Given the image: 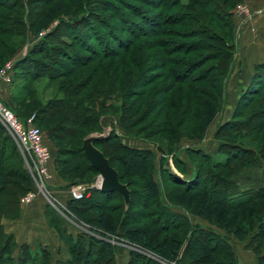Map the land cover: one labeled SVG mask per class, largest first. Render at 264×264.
Returning <instances> with one entry per match:
<instances>
[{
	"label": "trees",
	"instance_id": "1",
	"mask_svg": "<svg viewBox=\"0 0 264 264\" xmlns=\"http://www.w3.org/2000/svg\"><path fill=\"white\" fill-rule=\"evenodd\" d=\"M137 1L139 5L128 0H0V60L14 54L27 33L57 18L13 60L12 91L7 100L0 99L24 118L34 108L27 100L35 94L30 82L56 80L54 96L36 109L53 144L54 150L48 149L56 173L65 185L97 173L81 141L101 132L102 119L108 117L105 135L92 143L128 189L126 204L114 189L70 195L64 206L86 225L79 226L74 238L48 206L47 220L67 244V258L52 263L40 244L20 243L13 256V235L0 222V264H115V248L125 247L105 238L106 232L176 264H235L228 239H246L244 246L264 264V186L234 190L232 179L243 166L264 160V60L252 65L229 117L216 125L214 152L187 146L182 159L176 150L181 136L198 138L223 105L235 52L232 8L240 0ZM117 21L127 34L113 30ZM156 35L171 37L135 42ZM85 66L90 68L76 76L75 70ZM2 129L0 125V218H14L31 176ZM123 138L161 146L157 166L153 149L131 146ZM169 153L178 172L184 174L185 165L190 166L189 175L179 176L165 165ZM114 199L118 202L110 204ZM141 219L144 225H133ZM126 249V264H162L135 247Z\"/></svg>",
	"mask_w": 264,
	"mask_h": 264
},
{
	"label": "crops",
	"instance_id": "2",
	"mask_svg": "<svg viewBox=\"0 0 264 264\" xmlns=\"http://www.w3.org/2000/svg\"><path fill=\"white\" fill-rule=\"evenodd\" d=\"M244 2L248 9L247 18L241 13H233L232 11L235 52L231 70L226 77L225 90L228 94L229 88H233L231 90V92L234 91L233 94L237 90L240 91L247 82L252 65L264 60V0H244ZM11 91L12 85L0 82L1 99L7 100ZM238 93L232 100L224 101L222 108H228V112L216 121L217 124L229 117ZM200 141L193 146L200 147L206 152L210 151L202 147L204 139ZM46 165L49 172V177L45 183L46 195L36 189L34 180L31 178L29 190L34 191L32 199L29 202H20L18 199L17 216L14 218L1 217L0 222L3 229L13 235L15 241V247L11 252L13 256L17 253L20 243H26L30 247L40 244L49 251L50 263H52L56 258H67V244L48 222L46 217L48 206L55 210L54 214L59 217L65 233H68L71 238H74L79 225L73 219L59 212L61 208L63 209L65 200L70 196L71 186L65 185V181L56 173L51 157L47 160ZM172 170L179 176H186L189 175L191 168L186 165L184 174L176 169ZM232 179L235 184L234 190L264 186V160H258L251 166H243L232 176ZM199 221L204 224L203 220ZM246 241V239L238 240L233 237L228 239L235 256V264H259L256 255L244 246ZM124 260L126 259L124 258Z\"/></svg>",
	"mask_w": 264,
	"mask_h": 264
},
{
	"label": "rangeland",
	"instance_id": "3",
	"mask_svg": "<svg viewBox=\"0 0 264 264\" xmlns=\"http://www.w3.org/2000/svg\"><path fill=\"white\" fill-rule=\"evenodd\" d=\"M90 1V0H89ZM111 1H114V0H111ZM128 1H131L137 5H139V2L137 0H128ZM181 1H184V0H181ZM238 2H241L243 4H245L244 0H240ZM237 2V3H238ZM236 4V3H235ZM98 5H102L101 2H98ZM143 5V4H142ZM91 6V5H90ZM122 5H120L121 7ZM234 7V6H233ZM245 11H242L240 12L241 14H243V16L245 18H247L248 16V9H247V6L245 4ZM232 11L233 13H235L234 9L232 8ZM104 14H109L111 13L110 11H104L102 12ZM113 14V13H112ZM58 16H65V14H59ZM118 15H115L113 16L112 19H114V21H116V18H117ZM56 17L50 19L48 21V23L46 24V26L44 27H39L38 29H36V31H33V32H30V33H27V36L25 38V40L22 42L20 48L12 55H9L7 56L6 58L0 60V67L2 66L3 62L7 59H12V60H15V58H18L19 56L23 55L26 51H27V48L28 46L30 45V43L32 42L33 39L36 38V36H39L38 35V32L41 31V35L46 32L49 28H51L55 22H56ZM117 24H114V28L113 30L116 31V33H118L119 35H125V34H122L121 31L119 30L120 28L117 26V25H120V21L116 22ZM177 25H169V24H165L163 25V27H176ZM61 27H63L61 25ZM179 28V26H178ZM38 31V32H37ZM101 31L104 32V31H107V28H101ZM107 34L105 33V36H104V39H106L107 37ZM153 37H160V38H164V37H171V36H165V35H156V36H140L138 38H135V42L137 41H144L145 39L149 40V39H153ZM103 38V36H102ZM110 59V58H108ZM106 67V66H105ZM111 67V66H109ZM90 68V66H85V67H79L75 70V75H82L86 70H88ZM101 73H97V75L95 76L97 78V76H100ZM20 81V80H19ZM56 80H53L51 82H47L46 79L44 77H39L35 80H33L32 82V85H29L30 87H32L34 89V97L32 95L30 96H27V100H28V103H34V108L32 107L31 109L26 110L25 114H24V117L30 115L31 113H33V122L35 125H37L39 127V129L41 130V133H42V137H43V141L45 143V145L48 147V148H52V151L54 150L53 149V144L49 141V139L47 138L46 136V133H45V130L43 128V125L41 124V120H39V115H38V111L36 110L37 109V106L39 105V102L42 104L44 103L47 98L51 97V96H54V94L56 93ZM95 81V80H94ZM92 82V80H91ZM6 84H10L9 82L6 83ZM90 85H88L86 88H88ZM226 88V79H225V82H224V101L228 100H232V98L238 93L239 90L236 91L235 94L234 91L231 92V90L233 88H229V94L227 93V90H225ZM239 89V88H238ZM16 90V88H15ZM224 101H223V104H224ZM38 102V103H37ZM17 104H19V101H16ZM227 103V102H226ZM230 104V102H229ZM32 106V105H30ZM36 107V108H35ZM227 107V106H226ZM222 106L215 112L213 113V115L210 117V119L208 120V122L206 123L205 127H204V130L202 131V133L200 134V136L198 138H188V137H185V136H181L180 139L178 140L177 144H176V150H177V153L178 155L180 156V158H184V155L182 153V148L183 147H187V146H193L194 144H197L198 141L200 140H203L204 141L202 142V147H204L205 149L207 150H210L208 151L209 153L211 152V154L214 152L215 150V144H216V141L214 140L213 138V132H214V129L217 125L216 121L219 120L225 113L228 112V108H225L223 107L222 109ZM109 122H110V118H103L102 119V123H103V128L106 129V131L108 130L109 128ZM1 125V124H0ZM2 126V125H1ZM2 132L6 133L9 135V133L7 132V130L2 126ZM10 136V135H9ZM10 138L12 139V141L14 142V144L16 145V148H17V151L19 152V155L21 157V160H22V163L23 165L25 166V168L27 169V171L29 172L31 178L32 176L36 178V174H35V171L33 169V164L30 160V157L27 153H23L20 148L17 146L16 142L14 141L13 137L10 136ZM64 139H70V137H65ZM64 139H58V141L61 143L63 142ZM123 141H125L127 144L131 145V146H136V147H148L150 149H153L154 150V153H155V156H154V164L157 166V157L159 155V153L163 154V149L162 151H160L159 149H156L155 146L150 143V142H145V141H140L138 139H135V138H125V139H122ZM201 142V141H200ZM199 142V143H200ZM159 146V145H157ZM160 148H162L161 146H159ZM72 159H75V158H72ZM165 162L166 164L165 165H168L171 169H175L174 166H173V163H172V157H171V154H167L166 155V158H165ZM263 162V161H262ZM186 166V165H185ZM262 170V169H261ZM35 175H34V174ZM96 174L95 173L94 175L93 174H89L90 176V179H84V180H77V181H74L72 184H70L71 187H74L76 184L79 185V188L82 189V192L83 194L82 195H86L88 194L89 192V189L91 188H97L96 187ZM178 174V173H177ZM77 176V175H76ZM85 176V175H83ZM81 176V177H83ZM88 176V177H89ZM78 177V176H77ZM164 177V176H163ZM162 177V178H163ZM29 190V189H28ZM70 192V191H69ZM23 194V193H22ZM71 195V194H70ZM80 198V197H79ZM118 200H111L109 203L110 204H115L117 203ZM124 202V201H123ZM59 212H61V214H64L66 215L67 217H69L70 219H73L74 221H78L75 219L74 215L72 213H70V210L66 209V207L64 206L63 209L61 208V210H59ZM60 214V215H61ZM94 212H91V215L90 216H93ZM95 215V214H94ZM136 216H140V215H136ZM143 219H147L146 217L143 218ZM145 220H140L138 222V224H133L135 226L137 225H144L146 222ZM78 225L82 228L85 229L86 225L82 222V223H79V221L77 222ZM82 224V225H81ZM131 225V224H130ZM102 236V235H100ZM105 238L109 239L110 241L112 242H115L116 244L120 245V246H124L125 248H122V247H118V248H115V252H114V257H115V264H126V260H127V257H128V254H127V247L129 246H132V247H135L137 248L138 251L148 255V256H152V258H156L157 260H159V262H161L162 264H176L174 263L173 260H166V259H163V258H160L158 257L156 254H154L153 252L145 249V248H142L140 246H137V245H133V244H128L127 242L123 241L122 239H119L118 237H116L115 235L113 234H110L109 232L105 233L103 235ZM124 258L126 260H124Z\"/></svg>",
	"mask_w": 264,
	"mask_h": 264
},
{
	"label": "built area",
	"instance_id": "4",
	"mask_svg": "<svg viewBox=\"0 0 264 264\" xmlns=\"http://www.w3.org/2000/svg\"><path fill=\"white\" fill-rule=\"evenodd\" d=\"M235 12L245 11V4L238 2L233 7ZM41 35V31L38 32ZM12 59H7L0 67V82L8 83L12 77ZM0 124L13 137L17 146L23 153H27L33 164L36 178L32 176L36 189L46 195L45 183L49 177L47 160L50 157L48 147L45 145L41 130L33 122V113L19 118L14 111L0 99ZM34 174V173H33ZM34 174V175H35ZM100 176L96 174V187L98 188ZM70 194L74 198L82 196L79 185L70 188ZM34 195L33 190H27L18 199L20 202H29Z\"/></svg>",
	"mask_w": 264,
	"mask_h": 264
},
{
	"label": "water",
	"instance_id": "5",
	"mask_svg": "<svg viewBox=\"0 0 264 264\" xmlns=\"http://www.w3.org/2000/svg\"><path fill=\"white\" fill-rule=\"evenodd\" d=\"M106 129L97 133H88L82 137L81 147L83 153L96 169L97 174L100 176L98 188L102 191L117 190L122 194L124 204L128 201V189L125 183L118 181L116 177V170L108 163L107 158L102 152L92 143V140L105 135ZM157 149L162 151V148L157 146Z\"/></svg>",
	"mask_w": 264,
	"mask_h": 264
}]
</instances>
